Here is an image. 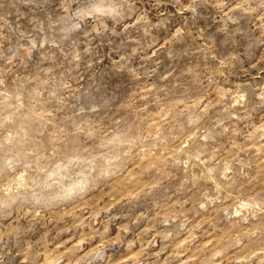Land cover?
<instances>
[{
  "label": "rangeland",
  "instance_id": "1",
  "mask_svg": "<svg viewBox=\"0 0 264 264\" xmlns=\"http://www.w3.org/2000/svg\"><path fill=\"white\" fill-rule=\"evenodd\" d=\"M0 264H264V0H0Z\"/></svg>",
  "mask_w": 264,
  "mask_h": 264
}]
</instances>
